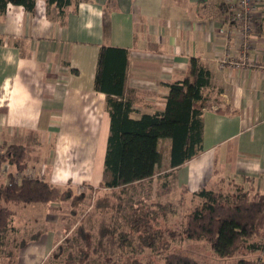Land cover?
<instances>
[{
    "label": "crops",
    "instance_id": "crops-1",
    "mask_svg": "<svg viewBox=\"0 0 264 264\" xmlns=\"http://www.w3.org/2000/svg\"><path fill=\"white\" fill-rule=\"evenodd\" d=\"M72 2L59 11L45 0H36L33 10L0 1V141L25 145L31 176L81 195L110 177L104 170L108 94L95 87L106 45L127 52L122 94L110 95L128 100L133 117L163 110L168 84L185 77L189 58L198 56L209 71L201 146L183 165L169 167L173 177L190 195L236 185L264 192V69L217 65L221 0ZM256 4L251 52L264 65V0ZM160 140L170 148V139L160 138L158 146ZM63 239L54 227L40 235L39 264Z\"/></svg>",
    "mask_w": 264,
    "mask_h": 264
},
{
    "label": "trees",
    "instance_id": "trees-1",
    "mask_svg": "<svg viewBox=\"0 0 264 264\" xmlns=\"http://www.w3.org/2000/svg\"><path fill=\"white\" fill-rule=\"evenodd\" d=\"M0 1L3 5L11 2L33 10L36 0ZM45 1L56 5L59 11L73 4V0ZM126 55V50L120 47H100L95 87L108 94L106 106L110 115V127L104 170L110 177L100 181L99 186L94 189L127 187L137 181L152 178L155 166L162 158L158 146L160 138L170 139V168L181 166L193 158L201 146L200 114L206 104L203 89L209 81V71L201 59L191 56L188 74L168 84L163 110L143 112L139 117H133L130 115L133 109L128 100L116 99L110 95L122 94ZM26 156L27 149L22 143L0 141V239L2 230L9 226L17 208L25 203L61 202L74 196L84 198L81 193L74 194L71 189H62L46 179L27 175ZM5 164L13 167L3 175ZM191 196L197 202L189 210L184 223L187 237L205 239L216 251L225 247L227 255L241 248L248 252H264V192L236 185L233 191L201 187L192 191ZM102 204L98 201L96 203ZM135 216V224H139L144 218L138 213ZM114 229L108 231L107 235L114 240L117 237L119 247L129 235L120 231L117 236L113 234ZM76 232L84 244L90 243L86 239L88 233L83 224L78 226ZM155 239V231L139 236L140 241L150 246L154 245ZM57 247L62 249V241ZM69 254L68 259L73 255L72 252ZM162 264L200 263L189 254L168 251L163 256ZM236 264H264V259L240 257Z\"/></svg>",
    "mask_w": 264,
    "mask_h": 264
},
{
    "label": "rangeland",
    "instance_id": "rangeland-1",
    "mask_svg": "<svg viewBox=\"0 0 264 264\" xmlns=\"http://www.w3.org/2000/svg\"><path fill=\"white\" fill-rule=\"evenodd\" d=\"M159 149L162 158L152 178L116 189L86 187L84 198L71 197L58 209L40 202L17 208L9 226L1 232L0 264H21L25 257L24 264H39L44 246L38 241L49 227L56 228L64 240L62 249L56 244L44 264H162L168 251L189 254L200 264H236L240 257L264 259V252H248L245 248L227 255L225 247L216 251L207 240L185 235L187 214L197 201L175 181L165 140H160ZM8 165V170L12 169ZM97 201L104 205H96ZM137 213L144 217L139 224H135ZM81 224L88 233L89 244H84L76 232ZM112 228L117 236L120 231L129 235L119 247L118 238L107 235ZM149 231L156 234L153 246L139 240L140 235L146 236ZM32 233L36 236L30 237ZM71 252L72 258L68 259Z\"/></svg>",
    "mask_w": 264,
    "mask_h": 264
},
{
    "label": "built area",
    "instance_id": "built-area-1",
    "mask_svg": "<svg viewBox=\"0 0 264 264\" xmlns=\"http://www.w3.org/2000/svg\"><path fill=\"white\" fill-rule=\"evenodd\" d=\"M220 8L223 18L216 32L221 37L222 44L214 57L219 68L264 69V65H261L251 52V34L257 23L256 0H221ZM8 168V164L4 165L3 175ZM27 175L31 176L29 173Z\"/></svg>",
    "mask_w": 264,
    "mask_h": 264
}]
</instances>
